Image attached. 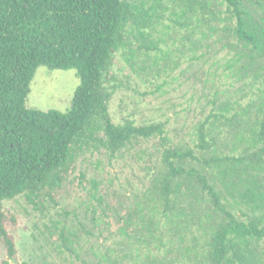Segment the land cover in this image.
Returning <instances> with one entry per match:
<instances>
[{"label":"trees","instance_id":"trees-1","mask_svg":"<svg viewBox=\"0 0 264 264\" xmlns=\"http://www.w3.org/2000/svg\"><path fill=\"white\" fill-rule=\"evenodd\" d=\"M219 1L223 17L207 0H177V39L197 46L194 37L205 35V27L211 35L232 37L221 48L244 80V95L219 102L191 144L175 145L164 123L115 124L108 111L115 86H106V78L114 53L127 49L132 60L158 50L153 18L140 13L141 0H0L2 264L14 263L17 253L3 224V202L57 189L74 150L94 141L96 131L110 158L140 141L157 139L161 148L145 203L123 222L127 250L108 256L106 264L132 258L173 264L166 243L175 241L177 264H190L191 253L194 264H264L258 251L264 242V0ZM41 66L76 71L79 85L66 112L25 107ZM250 94L259 101L243 104ZM188 236L200 245L198 252L186 244Z\"/></svg>","mask_w":264,"mask_h":264},{"label":"rangeland","instance_id":"rangeland-1","mask_svg":"<svg viewBox=\"0 0 264 264\" xmlns=\"http://www.w3.org/2000/svg\"><path fill=\"white\" fill-rule=\"evenodd\" d=\"M141 1L140 13L153 18L154 29L148 31L158 50L132 60L127 49L114 53L106 78V86H115L108 103L110 118L115 124L126 120L135 125L162 122L173 144H191L197 126L215 105L244 95V80L235 75L236 66L230 67V52L221 48L232 37L221 31L211 35L205 27V35L200 32L194 37L197 46L189 42L182 46L177 39V0ZM207 1L209 8L224 16L219 0ZM136 3L140 5V0ZM154 14L160 18L155 19ZM133 48H137L134 41ZM78 85L74 69L38 67L25 107L66 112ZM255 96L247 95L241 102H258ZM94 137L74 150L69 172L57 189L31 200L20 195L3 202V224L17 252L11 264H106L108 256L127 250L121 228L127 215L145 203L161 148L157 139L140 141L110 158L99 143L102 132H94ZM200 233L195 231L197 237ZM186 244L194 251L200 249L191 236ZM166 245L177 264V241ZM156 247H151L152 251ZM258 251L264 260V242ZM160 252L164 254V250ZM5 257L0 242V264ZM189 257L186 261L194 264L192 253ZM143 260L121 259L119 264Z\"/></svg>","mask_w":264,"mask_h":264}]
</instances>
